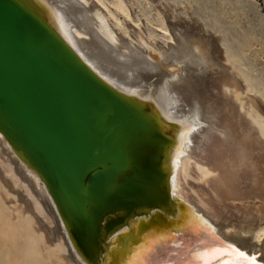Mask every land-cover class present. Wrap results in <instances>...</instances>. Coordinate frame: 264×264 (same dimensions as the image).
Returning <instances> with one entry per match:
<instances>
[{
    "label": "bare ground",
    "instance_id": "bare-ground-1",
    "mask_svg": "<svg viewBox=\"0 0 264 264\" xmlns=\"http://www.w3.org/2000/svg\"><path fill=\"white\" fill-rule=\"evenodd\" d=\"M24 1L104 83L150 113L139 101L152 103L163 119L161 130L174 137L166 157L171 164L168 191L184 206L186 224L179 234L145 233L129 261L143 259V251L151 249L150 264H204L196 253L231 243L264 264V112L258 99L248 106L253 89L242 60L230 52L225 28L199 17L182 27L163 24L161 42L136 20L124 25L104 0ZM109 2L129 15L121 0ZM210 64L217 66L208 69ZM178 91L188 92L186 98ZM150 173L160 175L159 170ZM151 214L129 218L110 239L133 232V221L146 227L144 219ZM122 218H110L101 231ZM205 221L220 241L205 234ZM81 240L87 258L72 240L39 172L0 132V264H97L90 258L95 248L85 237ZM227 260L218 256L210 264Z\"/></svg>",
    "mask_w": 264,
    "mask_h": 264
},
{
    "label": "water",
    "instance_id": "water-1",
    "mask_svg": "<svg viewBox=\"0 0 264 264\" xmlns=\"http://www.w3.org/2000/svg\"><path fill=\"white\" fill-rule=\"evenodd\" d=\"M0 132L39 172L85 257L81 238L94 242L90 258L97 264L109 263L120 240L110 238L129 218L149 216L155 208L166 218L177 217L164 165L174 137L141 104L104 83L24 0H0ZM156 167L164 183L162 201L101 205L96 192L103 185ZM98 205L86 222L81 209ZM117 210L127 220L101 231Z\"/></svg>",
    "mask_w": 264,
    "mask_h": 264
},
{
    "label": "rangeland",
    "instance_id": "rangeland-1",
    "mask_svg": "<svg viewBox=\"0 0 264 264\" xmlns=\"http://www.w3.org/2000/svg\"><path fill=\"white\" fill-rule=\"evenodd\" d=\"M104 2L109 10L113 12L115 11L114 13L124 25L129 22H131L129 24L132 25V21L136 20L138 25L142 27L143 31L147 30L146 32H152L153 34L156 32L159 38H157L156 34L155 36L157 40L161 42L164 40V38H162L164 37L163 30L160 27L163 24L170 25L175 23L182 27L185 25H191L195 22V19L196 22H198L197 17L201 18V20L206 23L217 22L221 25L222 29H226L223 30L226 32V35H229L227 36V39L229 40H227V42L229 43L231 41L230 44L232 43L229 45L230 52L232 54L234 53L235 56H239L242 60L241 62L244 65L243 73L246 75L248 84L253 89L252 92L248 93L250 97L252 96L251 101L250 99H247L248 106H250L249 103L253 102L254 99H258L262 111L264 112V0H121V3L125 6L126 11L129 14L128 16L124 15L121 11L116 10L112 4H110L109 0H104ZM103 11H105L106 14H109L108 10L104 8ZM107 16H109V20L112 21V16L110 14ZM183 20L184 22H182ZM199 24H202L201 21ZM218 39L215 37L217 45L219 44ZM216 66L217 65L215 64H210L208 65V69ZM178 82L181 83L182 80L179 78ZM178 94L181 98L185 99L188 92L178 91ZM185 102H189V100ZM260 118H264V116L260 115ZM159 120L163 121L160 117ZM169 161L168 157L165 161V167L168 172L171 165ZM154 169L155 168H153V170ZM150 171L152 170L147 169L139 170V172L132 174H124L119 181L103 185L102 188L96 192V194H99L101 205L107 204L114 206L121 204L127 206L133 201L134 203H140L143 201L155 202V197H149L148 195L154 183ZM161 183L160 179L158 186L156 187L159 194H161V191H164V186L160 187ZM100 207L101 206L98 205L97 207H87L85 210L81 209L80 214L86 222H90ZM172 210L173 209L167 208L164 211L172 213ZM115 215H119L117 217L119 218L123 213L120 212ZM128 217L129 216L126 213L125 217L123 216L120 222L127 220ZM150 224L152 226H159H154L156 231L161 228V230L166 231L171 225V221L164 218V216L156 215ZM89 231L90 234H92L91 237L94 236L95 238L92 229ZM146 232L145 225L141 224L136 230H134V232H129L121 236L120 240L118 239L119 246L115 248L112 258L109 259V263L107 264H125L129 261V257L135 251L134 249L140 247L142 241L145 240L143 235ZM138 241L140 242L139 245L136 247L132 246V243H137ZM90 244L95 248L96 245L93 241H90Z\"/></svg>",
    "mask_w": 264,
    "mask_h": 264
},
{
    "label": "snow or ice",
    "instance_id": "snow-or-ice-1",
    "mask_svg": "<svg viewBox=\"0 0 264 264\" xmlns=\"http://www.w3.org/2000/svg\"><path fill=\"white\" fill-rule=\"evenodd\" d=\"M200 219H203L202 217ZM206 228L204 232L213 241H220V237L216 234V231L207 221L204 222ZM151 249H145L143 251L144 258L138 261H129L127 264H150L147 258V252ZM198 259L202 260L204 264H210V261L214 260L216 257L227 256L228 260L226 264H256V256L249 255L245 251H242L239 247H236L231 243H224L222 247H213L208 251L196 253ZM177 264H189L188 261H178Z\"/></svg>",
    "mask_w": 264,
    "mask_h": 264
},
{
    "label": "flooded vegetation",
    "instance_id": "flooded-vegetation-1",
    "mask_svg": "<svg viewBox=\"0 0 264 264\" xmlns=\"http://www.w3.org/2000/svg\"><path fill=\"white\" fill-rule=\"evenodd\" d=\"M143 101H146V100H143ZM139 102H141V103H143L144 105H145V107H147L148 109H152L151 111V114H153L154 116H156L157 117V119H159V117H158V114L155 112V110H154V108H153V106H152V103L150 104L148 101V104L149 105H146V103L145 102H142V101H139ZM161 121V120H160ZM154 172V171H153ZM155 173V172H154ZM154 173H152V177H153V186H152V188L150 189V191H149V193H148V195H149V197H152V196H154L155 197V199H156V201H162L161 200V196H164V192L163 191H161V194H159V192H158V190H157V186H158V184L157 183H155V182H158L159 183V177H154ZM158 173V172H157ZM158 175V174H157ZM156 185V186H155ZM163 187L164 186V183H161V185H160V187ZM168 191V190H167ZM168 193H169V191H168ZM170 194V193H169ZM172 197V196H171ZM174 199V198H173ZM176 201H178V200H176ZM180 205H177V202L175 203V204H173L172 206L170 205V204H168V206H171V208L174 206H176V208H177V217L176 218H174V219H172V218H166V216H164V215H162L161 213H160V210L158 209V208H155V209H157V210H153L154 212H152V218L150 219V220H146V219H144L146 222H147V226L146 227H148L149 229H147L146 231V233H149V232H155L156 230L154 229V226H156V227H159L158 225H154V226H152L150 223L154 220V218L156 217V215H159V216H164V218H166V219H169V221H171V225L166 229V231H170V230H179L180 229V227H182L183 225H185L186 224V222H184L183 220H182V218H183V213H184V210H185V208H184V206L182 205V203H179ZM135 222H137V221H133V223H132V225H133V229L134 230H136L137 228H138V226H140L141 225V223H135ZM136 225H137V227H136ZM162 229V228H161ZM161 229H159V230H157V231H161ZM134 232V231H133Z\"/></svg>",
    "mask_w": 264,
    "mask_h": 264
}]
</instances>
